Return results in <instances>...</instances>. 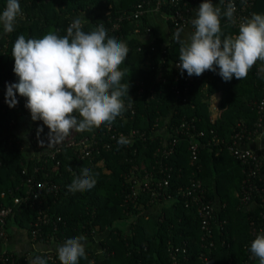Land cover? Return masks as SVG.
<instances>
[{
    "label": "trees",
    "instance_id": "1",
    "mask_svg": "<svg viewBox=\"0 0 264 264\" xmlns=\"http://www.w3.org/2000/svg\"><path fill=\"white\" fill-rule=\"evenodd\" d=\"M170 1L162 0L161 14L169 16L176 9L183 10L184 3L188 7L196 4V0H183L177 5ZM230 1L212 0V3L223 13ZM6 3L7 0H0V13ZM19 3L22 15L17 18L15 30L2 33L0 38V206L12 208L7 219L8 239V225L31 235L40 208L51 222L39 224L34 242L56 247L49 251L52 260H46V254H42L47 264H60L57 246L79 235L86 237L87 259H80L78 264H173L171 248L179 249L178 259L184 256L183 250L187 252L186 264H259L258 260L250 259L249 242L251 224L260 222L262 209L244 210L240 204L247 166L227 150L234 142L252 139L264 127V116L260 119L258 112L264 100V79L258 75V65L241 81L233 77L225 82L218 75V68L199 77H189L186 71L181 75L177 64L182 30L168 21L169 41L165 42L146 16L119 20L120 15L132 13L138 4L148 3L150 7L156 0H19ZM251 12L264 14V0H254ZM77 17H85V32L103 23L109 37L125 42L129 48L120 70L126 71L121 83L129 82L128 95L133 102L123 97L126 110L110 125L76 132V139L84 137L98 144L100 154L92 162L76 159L72 149L62 150L54 159L46 156L49 129L45 126L41 134L45 146L40 147L36 136L42 121L32 122L31 148L26 151L25 140L15 131L20 119L28 117L22 104L27 99L17 93L18 104L14 108L1 102L5 100L6 84L18 83L11 56L18 36L39 39L50 31L64 36ZM21 20L24 25L19 24ZM114 23L119 25L118 29L112 28ZM221 30L225 36H234L239 27L222 15ZM144 37L149 40H143ZM212 96L217 97L214 114ZM182 125L184 131L187 126L194 128L193 141L198 143L196 160L192 163L190 140ZM163 130L165 134L160 135ZM119 134L129 138L130 145H118ZM171 138L177 143L173 154L165 159L159 150ZM161 162L172 169L171 186L163 192L166 200L163 197L152 202L148 195L140 194L139 202L125 203L131 190L125 174L135 167L137 175L144 170L154 171L158 169L155 163ZM83 168L90 170L96 179L95 186L84 192H70L69 185ZM260 168L264 171L263 163ZM29 179L46 181L60 189L57 194L41 192L40 198L31 199L28 205H15L13 198L23 196ZM191 180L199 181L207 199L214 201L217 196L223 205L211 224V237L201 231L195 208L186 207L178 193ZM154 209L158 216L151 220L149 215ZM209 242L214 246L211 250ZM39 252L24 261L25 256L4 251L7 256L18 257L17 264H31Z\"/></svg>",
    "mask_w": 264,
    "mask_h": 264
},
{
    "label": "clouds",
    "instance_id": "2",
    "mask_svg": "<svg viewBox=\"0 0 264 264\" xmlns=\"http://www.w3.org/2000/svg\"><path fill=\"white\" fill-rule=\"evenodd\" d=\"M235 11L234 3H229L223 13L212 0H204L199 5L196 17L191 20L194 31L189 40H178L177 67L181 75L186 71L189 77H199L205 71L216 72L218 68V75L225 82L233 77L241 81L260 61L258 75L264 79V14L253 13L240 22L238 34L225 36L221 17L235 24ZM21 15L19 0H7L0 14L4 33L15 30ZM84 20L85 17L75 18L64 36L51 31L39 39L20 35L13 45L11 56L18 83L6 85L5 102L10 108L16 107L17 93L27 99L25 107L32 121L43 122L36 130L40 147L45 146V140L41 139L45 126L49 129L48 146L61 143L72 130L85 132L110 125L126 110L123 97H129L130 84L121 83L126 71L120 70V65L128 58L129 48L125 42L109 37L103 23L85 32ZM117 142L120 146L131 143L123 135ZM95 184L90 170L83 168L68 190L84 192ZM250 252L259 264H264V229L251 242ZM57 255L60 264H78L80 259H87L86 237L79 235L65 240L57 246ZM31 264L47 262L42 256H36Z\"/></svg>",
    "mask_w": 264,
    "mask_h": 264
},
{
    "label": "built area",
    "instance_id": "3",
    "mask_svg": "<svg viewBox=\"0 0 264 264\" xmlns=\"http://www.w3.org/2000/svg\"><path fill=\"white\" fill-rule=\"evenodd\" d=\"M183 0H171L170 4L177 5L182 3ZM254 0H232L229 3H234L235 5V13L234 18L236 20L235 26L239 27L240 22H242L245 18H250L252 15L251 8ZM145 4V6H144ZM148 3L138 4L135 10L132 13H124L120 15L119 20H138L139 18L146 16L150 12L159 13L162 15L166 22H171L174 27L179 30H184L189 27L191 23V14L193 12L194 7H188V4H183L184 9H176L171 15H163L160 13V7L162 5V0H156L155 5L147 7ZM192 11V12H191ZM2 14V13H0ZM20 19V18H19ZM1 27V26H0ZM113 29H118L119 25L114 23L112 25ZM3 29V28H2ZM150 28L146 29L147 33H150ZM194 31V28L192 29ZM4 33V30H2ZM13 83V82H12ZM10 84V83H9ZM7 85V84H6ZM4 92L6 93V86L4 87ZM140 92V90H139ZM3 96V95H2ZM2 103L5 102L4 99L1 100ZM27 100L22 101L23 106L25 107ZM26 108V107H25ZM28 116H31L30 111L26 108ZM258 112L260 114V119L264 116V100L260 102L258 106ZM183 133L188 135L189 138V151L191 153V163L196 160L198 143L193 141L194 138V128L191 126H187L184 131L185 125H182ZM109 131L111 130L108 127ZM166 131L163 130V133L160 135H164ZM178 132V131H176ZM121 136V134H119ZM119 136V137H120ZM114 138V137H112ZM176 139L171 138L167 142L164 141V146L162 150H159L165 159L168 156H171L175 150ZM109 149V147H106ZM64 149H72V152L76 159L85 160L88 159L92 162L96 157L100 154V148L95 141L89 140L88 138H80L76 139V131L72 130L70 134L58 144L49 145L44 149L46 152V156L50 159H54L57 155H60L62 150ZM227 150L231 153V155L246 164L247 169L245 170V180H244V189L243 195L241 198L240 204L242 205L244 210L250 208H261L260 211V222L258 224L252 223V232H251V240L249 242V247L251 242L255 239V237L260 233L262 229H264V171L261 170L260 166L262 162L259 158L251 151L240 149L237 144L234 142L231 146L227 148ZM158 164L157 170H144L141 175L135 174L136 167L130 170L127 174H125L127 182L131 185L130 192L125 197V203H135L139 202L140 194L148 195L151 198L152 202L161 201V198L164 197V190L167 187L171 186V172L172 169L168 167L164 163H155ZM155 169V168H153ZM199 181H190L185 187H180L178 190L179 195L185 200L184 205L186 207L195 208L198 217L200 218V227L201 231L207 236L211 237V224L216 219V212L218 211L215 208L213 202L206 198V192L201 187ZM262 184V186H260ZM27 190L24 192V196L15 197L14 204L20 205L22 203L29 204L31 199L40 198L41 192L53 193L57 194L59 189L58 186L54 184H48V182L44 181H34L32 179L27 180ZM166 200V199H165ZM39 204L41 202L39 201ZM12 214V208L10 207H2L0 206V242L6 243L8 241L7 237V219ZM38 218L33 223V230L31 231V236L33 239L38 237L37 231L39 228V224H48L51 222V218L46 213L44 209H38L37 212ZM255 225V226H254ZM213 244L209 242L208 249L211 250L213 248ZM179 249L171 248L170 256L173 264H186L188 261L187 252L183 250L184 256L181 259H178L177 253ZM40 254L37 256H42V254H46V260H52L53 256L49 252H39ZM18 256V255H17ZM24 261H28L32 258L29 255H23ZM250 259L255 261L257 258L253 257L250 249H249ZM18 257H13L12 255L7 256L4 251L0 253V264H17ZM207 261L206 258H204ZM227 264H233L232 262H228Z\"/></svg>",
    "mask_w": 264,
    "mask_h": 264
},
{
    "label": "crops",
    "instance_id": "4",
    "mask_svg": "<svg viewBox=\"0 0 264 264\" xmlns=\"http://www.w3.org/2000/svg\"><path fill=\"white\" fill-rule=\"evenodd\" d=\"M202 2H204V0H196V4L194 6V9H193V12L191 15V20L196 17L197 9L199 8V5ZM147 19H148L149 24L152 27V29L155 30L159 36L163 37L165 42H168L169 41V27H168V24L165 21L164 17L162 15H160L159 13L150 12L147 15ZM18 22H19V24L24 25V22L22 20L18 21ZM2 27H3V25H1V27H0V38L2 35ZM192 29H193V26L190 23L189 27L180 31L179 39L183 40V41H188L191 34H192ZM143 40L148 41L149 39L147 37H144ZM261 63L262 62H260V61L256 62V64L258 65L259 68L261 66ZM216 98H217L216 96L211 97V111L213 114H214V112H216V109H217ZM32 122L33 121L31 119V116L22 117L20 119L18 127L15 131V133L20 138L25 140L24 141V145H25L24 147H25L26 151L30 150V148H31L30 144L32 142V138H31ZM237 146L240 149L249 150V151L253 152L259 158V160L264 164V127H262V130L260 131V133L256 134L252 139L246 140V141H240V142H238ZM26 186H27V181H26ZM24 192H25V190L23 191V196H24ZM18 197H22V196H18ZM14 198H13V200H14ZM211 202L214 203L215 208L218 211L223 208V205L221 204V202L217 196H216V199L214 201H211ZM13 203H14V201H13ZM152 211H153V213H151V215H149V218L151 220H156L157 216H158V212L156 209H154ZM8 230L10 233V238L8 239V241L6 243H4L3 245L2 244L0 245V252L10 251V252H12L18 256H23V255L32 256L35 252H39V251L49 252V251L56 248L52 244L34 242V239L32 238V236L30 234H28V231H26L24 229H19V228H16L15 226L11 227L10 225H8ZM94 242H96V241H94Z\"/></svg>",
    "mask_w": 264,
    "mask_h": 264
}]
</instances>
